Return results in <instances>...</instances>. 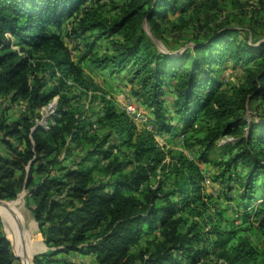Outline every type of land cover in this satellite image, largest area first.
I'll use <instances>...</instances> for the list:
<instances>
[{
  "label": "trees",
  "instance_id": "trees-1",
  "mask_svg": "<svg viewBox=\"0 0 264 264\" xmlns=\"http://www.w3.org/2000/svg\"><path fill=\"white\" fill-rule=\"evenodd\" d=\"M90 1L0 0V96L27 103L16 119L0 105V199H14L25 188V204L48 247L33 264H73L70 252L93 255V264H264L209 201L198 164L180 158L170 171L173 180L165 175L154 186L151 176L167 168L154 134L139 130L103 93L88 96L99 106L97 116L88 113L80 103L88 83L62 33L84 43L88 33L92 40L82 58L124 73L132 94L154 112L158 134L180 124L186 131L200 118L202 162L230 136L219 145L226 157L214 164L225 187L240 189L241 209L258 196L264 203V47L241 44L237 32L220 28L194 54L158 53L143 24L156 31L157 18L167 10L182 13L193 0H121L113 18ZM102 39L108 50L91 53ZM226 49L245 71L230 89L222 88L214 68ZM244 53L260 59L247 67ZM54 97L48 127L35 125L34 109ZM254 102L263 104L247 120ZM99 171L104 177L96 176ZM16 259L0 230V264Z\"/></svg>",
  "mask_w": 264,
  "mask_h": 264
},
{
  "label": "rangeland",
  "instance_id": "rangeland-1",
  "mask_svg": "<svg viewBox=\"0 0 264 264\" xmlns=\"http://www.w3.org/2000/svg\"><path fill=\"white\" fill-rule=\"evenodd\" d=\"M121 2V0H91L90 4L99 5L101 7L100 10L108 18H113L117 15L115 5ZM156 20L159 23V28L156 31H152L147 23L143 24V28L146 32L147 41L149 42L150 47L158 53L177 55L186 51L189 54H194V47L204 44L207 39L220 28H229L230 30L237 32L234 39L237 38V40H240L241 44L247 42L253 48L264 47V2H261V0H193V3L186 11L181 13L167 10L165 18H157ZM50 28L55 30L54 27ZM63 29L65 28L63 27L59 32ZM6 35L10 37L8 33H6ZM62 36L63 42L70 50L72 60L82 68L88 83V94L82 96L80 103L84 104L88 113L97 116L99 106L96 103L91 104L88 96L93 93H103L113 100L119 111H122L116 100V94L119 91L115 90L112 85L119 82L118 87L123 85L124 83L122 82L125 78L122 75L118 76L110 73L108 69L94 68L88 63V60L82 58L85 50L88 48L87 46L90 45L92 40L88 33L85 35L86 37H84L86 38L85 43L83 37L76 38L63 33ZM108 48L109 42L102 39L98 40L90 52L102 54L106 52ZM12 49L17 50V45L13 44ZM228 51H230V49L224 50L226 56V58L223 59L224 61L219 65L214 66L216 78L220 80L222 88L225 89L237 86L245 76L243 67L236 63L233 56H229V58L227 57L229 54ZM242 58L245 60L247 59V67L253 66V62L260 59L247 53H244ZM126 84H130V82L127 81ZM49 86L51 85L47 80L45 88H48ZM129 92H131V90ZM7 99L8 96L6 98L0 96V105L2 108L8 107L7 113L10 118L16 119L20 114L26 111L27 103L25 101L21 100L20 102L18 101L11 104ZM56 102L57 97H54L48 104L34 109L32 120L35 125L39 124L45 129L48 127L47 124L52 118ZM136 102H138L139 105H137V107L140 110H147V112L145 111V114L147 117L149 116V120L155 122L156 118L154 112L151 109H147L137 98ZM51 104L52 106L49 107ZM262 104L263 103L259 105V103L254 102L251 110L248 109L245 114L246 119L250 120L253 113H255L257 109L259 110ZM201 123V119L198 118L186 131L182 128L183 125L180 124L177 125V127L174 126L175 128L171 129L172 132L165 131L161 134L157 133L155 125L153 132L145 130L144 128L140 129L154 134V138L157 142H160L161 140L165 141L167 136H169L170 139L167 141L168 147L163 149L165 154L163 163L167 168L162 169V172L157 170V174L151 176L150 182L156 186L157 180L160 178L162 179L165 175L170 180H173V174L170 171L172 170L173 164H175L180 158H187L188 160L199 164L204 180L208 181L207 184L203 181L202 186L204 193L209 197V201L212 204H215V207L220 208L222 216L226 221L232 223L238 228V233L240 235L246 236L249 239L251 245L257 251L256 263H261L264 261V203H262V197L258 196L257 199L253 200L252 204L248 205L247 208L242 207L243 209H241V206L238 203L240 200V189L236 187L229 189L217 179L218 167L214 162L222 161L224 157H226L222 154L223 152L219 148V145L226 141H230L232 139L230 136L221 138L216 143L218 146L213 147L208 152V162H202L200 160L199 157L203 152V147L199 143L204 136V128ZM101 132L102 131H100V133ZM76 152L78 151L76 150ZM96 176L104 177V174L99 171L96 172ZM171 182L172 181H169L165 188H168V184ZM20 194H22L21 211L26 217L28 226V223L32 220L34 221V219L25 204L26 190L24 187L14 199L1 200L13 201L18 199ZM0 230L11 243L12 252L17 258L16 263L23 264V259L17 255L1 215ZM34 232L35 235L39 234L40 240H42L40 233L37 232V227ZM155 233L157 234V231L147 234L142 240H140L138 247H146V241L151 240ZM33 258H31V262L33 261ZM89 258L88 264L93 263V255H90ZM23 261L25 262L24 264H31L29 261H25V259Z\"/></svg>",
  "mask_w": 264,
  "mask_h": 264
},
{
  "label": "crops",
  "instance_id": "crops-1",
  "mask_svg": "<svg viewBox=\"0 0 264 264\" xmlns=\"http://www.w3.org/2000/svg\"><path fill=\"white\" fill-rule=\"evenodd\" d=\"M121 75L125 78L123 79V82H122L124 84L119 87L118 85L120 82L112 85L115 90L119 91L116 94V97H117L116 100L119 103L118 106H120L121 107L120 109H122L125 105H132L134 108L139 109L137 107V105L139 104L138 102H136V97L131 92H129L131 90L132 85L126 84L128 80L124 76V73L118 74V76H121ZM140 111H143V110H140ZM145 111L146 110H144L143 112ZM137 127L139 130L142 129L141 125L140 126L137 125ZM169 140H170L169 136H167V138H165L166 142L161 140L160 142H158V145L162 149H165L168 147L167 141ZM21 197H22V194H20L19 198L16 200L6 201L7 209L0 206V215L7 227V232L9 234L10 239L13 242L17 255L21 257V259L24 260V258L31 259L32 256H36L37 254L46 252L48 250V247L45 245L43 238L42 240H40L39 234L35 235L34 231L36 227H37V232L38 233L40 232L38 230L37 222L35 221L34 218H33L34 221L33 220L30 221L27 226L26 217L21 211V208H22ZM67 257L71 262H73V264H85V263L88 264V260L90 259L89 258L90 255H82V254H78L75 252H70L69 254H67ZM23 260L22 262L24 264L25 262ZM25 261H28V260L25 259ZM90 264H93V263H90Z\"/></svg>",
  "mask_w": 264,
  "mask_h": 264
},
{
  "label": "built area",
  "instance_id": "built-area-1",
  "mask_svg": "<svg viewBox=\"0 0 264 264\" xmlns=\"http://www.w3.org/2000/svg\"><path fill=\"white\" fill-rule=\"evenodd\" d=\"M136 125H141L142 129L149 130L153 132L154 124L149 120V116L145 114L146 112L140 111L139 109L134 108L132 105H125L121 109ZM207 184V180H204Z\"/></svg>",
  "mask_w": 264,
  "mask_h": 264
},
{
  "label": "bare ground",
  "instance_id": "bare-ground-1",
  "mask_svg": "<svg viewBox=\"0 0 264 264\" xmlns=\"http://www.w3.org/2000/svg\"><path fill=\"white\" fill-rule=\"evenodd\" d=\"M0 206H2V207L7 209V202L5 201V203L4 204H0ZM24 259H27L31 263V259L30 258H24Z\"/></svg>",
  "mask_w": 264,
  "mask_h": 264
},
{
  "label": "water",
  "instance_id": "water-1",
  "mask_svg": "<svg viewBox=\"0 0 264 264\" xmlns=\"http://www.w3.org/2000/svg\"><path fill=\"white\" fill-rule=\"evenodd\" d=\"M52 104H53V103H52ZM52 104H51L49 107H51ZM4 203H5V201H3V200L0 199V204H4ZM8 240H9V239H8ZM46 249H47V247H46ZM46 249H45V250H46ZM16 256H17V255H16ZM33 257H34V256H32V258H33ZM31 264H33V261L31 262Z\"/></svg>",
  "mask_w": 264,
  "mask_h": 264
}]
</instances>
